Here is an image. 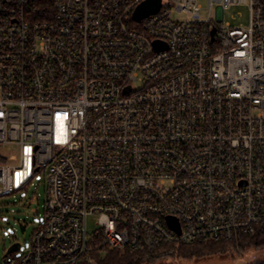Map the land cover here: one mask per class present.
Returning <instances> with one entry per match:
<instances>
[{"label": "built area", "instance_id": "1", "mask_svg": "<svg viewBox=\"0 0 264 264\" xmlns=\"http://www.w3.org/2000/svg\"><path fill=\"white\" fill-rule=\"evenodd\" d=\"M144 1L0 0V145L20 149L0 154V197L42 172L47 191L30 248L2 264L264 233V0H207L206 17L161 0L138 21ZM237 4L247 27L225 22Z\"/></svg>", "mask_w": 264, "mask_h": 264}, {"label": "rangeland", "instance_id": "2", "mask_svg": "<svg viewBox=\"0 0 264 264\" xmlns=\"http://www.w3.org/2000/svg\"><path fill=\"white\" fill-rule=\"evenodd\" d=\"M204 8L201 16L208 15L207 0H199ZM216 8L214 9V11ZM225 22L234 27H247L249 24V6L246 4L233 5L224 13ZM174 18L183 20L188 18L185 12L174 13ZM0 154L10 162L20 161V149L18 145H0ZM46 173H38L33 181L22 190L0 197V264L12 242H20L23 252L30 248L32 235L35 229L43 222L45 216ZM89 234H93L98 228L97 215H89L87 218ZM104 252L102 256H104ZM264 259V251L248 252L238 259L231 256L205 257L202 259H174L161 257L154 263L147 264H249ZM96 264V263H94Z\"/></svg>", "mask_w": 264, "mask_h": 264}, {"label": "trees", "instance_id": "3", "mask_svg": "<svg viewBox=\"0 0 264 264\" xmlns=\"http://www.w3.org/2000/svg\"><path fill=\"white\" fill-rule=\"evenodd\" d=\"M14 243V242H12ZM264 251V233L243 235L239 238L220 241H206L190 244H181L175 247V251L167 256L174 259H202L205 257L231 256L238 259L248 252ZM92 251L78 264H93L89 257L96 260V264H147L158 261L161 257H147L141 252L107 250L104 252ZM251 264H264V259Z\"/></svg>", "mask_w": 264, "mask_h": 264}, {"label": "water", "instance_id": "4", "mask_svg": "<svg viewBox=\"0 0 264 264\" xmlns=\"http://www.w3.org/2000/svg\"><path fill=\"white\" fill-rule=\"evenodd\" d=\"M160 6H161V0H146V1L142 2L137 7V9L134 13V18L139 21V20L143 19L144 17H146L152 13L157 12L159 10ZM213 33H214V30H213ZM155 44H156V46H159L158 42H156ZM169 220H170V223L172 224V226L177 227L178 224H177V221L175 218L170 217ZM20 247H21L20 242L12 243L11 246L7 249L4 257L7 256L8 254L12 253V252L19 251ZM249 264H251V263H249Z\"/></svg>", "mask_w": 264, "mask_h": 264}]
</instances>
